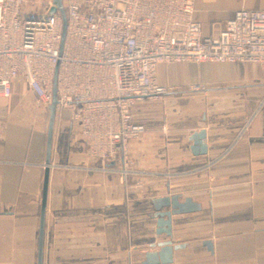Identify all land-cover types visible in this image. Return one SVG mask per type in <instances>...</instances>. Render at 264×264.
<instances>
[{
  "label": "crops",
  "instance_id": "obj_1",
  "mask_svg": "<svg viewBox=\"0 0 264 264\" xmlns=\"http://www.w3.org/2000/svg\"><path fill=\"white\" fill-rule=\"evenodd\" d=\"M238 10L264 0H195L194 17L215 36ZM157 78L169 94L133 108L145 132L127 184L88 159L69 111L55 112L46 166L48 108L12 82L0 100V264L38 263L46 167L41 264H141L165 240L181 247L171 264H264V65L161 64ZM200 131L205 153L193 155ZM172 195L200 210L172 216L168 238L152 203Z\"/></svg>",
  "mask_w": 264,
  "mask_h": 264
},
{
  "label": "built area",
  "instance_id": "obj_2",
  "mask_svg": "<svg viewBox=\"0 0 264 264\" xmlns=\"http://www.w3.org/2000/svg\"><path fill=\"white\" fill-rule=\"evenodd\" d=\"M194 4L62 0L63 36L59 14L42 20L50 5L27 12L24 0H0V100L21 80L48 108L55 83V112L69 111L88 159L127 184L137 174L130 143L145 132L133 108L169 94L158 82L159 65H264V10H238L212 36L203 34ZM133 183L143 186L141 179Z\"/></svg>",
  "mask_w": 264,
  "mask_h": 264
},
{
  "label": "water",
  "instance_id": "obj_3",
  "mask_svg": "<svg viewBox=\"0 0 264 264\" xmlns=\"http://www.w3.org/2000/svg\"><path fill=\"white\" fill-rule=\"evenodd\" d=\"M55 14H59L63 25V36L65 33L66 19L62 7V0H52L51 6L48 12L43 17V21L46 22L51 19ZM56 107V89L55 83L53 85L52 100L48 107L49 111V122L47 131V146H46V166L49 165V155L51 147V136L53 129V122L55 116ZM193 142L190 148L193 155H199L205 153V146L202 142L204 140V132L200 131L191 136L190 139ZM48 167L45 168L44 178H43V192H42V203L40 210V221H39V247H38V263L41 264V250H42V238H43V226H44V214H45V202L47 193V182H48ZM181 197L179 195H172L170 197H164L156 199L153 201L152 205L155 211L156 219V235H165L171 238V217L176 215L188 214L200 210V206L194 203L191 199L185 198L180 202ZM169 208V211H164V209ZM205 246L209 251H211V244L205 243ZM159 248L156 252H148L144 256V260L141 264H171L172 254L174 251L179 250L180 246H172L171 242L168 240L162 241L157 244Z\"/></svg>",
  "mask_w": 264,
  "mask_h": 264
},
{
  "label": "rangeland",
  "instance_id": "obj_4",
  "mask_svg": "<svg viewBox=\"0 0 264 264\" xmlns=\"http://www.w3.org/2000/svg\"><path fill=\"white\" fill-rule=\"evenodd\" d=\"M51 3H52V0H24V10H27V12H29V10H32V9L40 11L43 9L44 6H48V5L51 6ZM162 100L163 98L157 101L147 100V101H143L142 103L160 102Z\"/></svg>",
  "mask_w": 264,
  "mask_h": 264
}]
</instances>
